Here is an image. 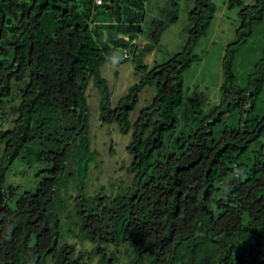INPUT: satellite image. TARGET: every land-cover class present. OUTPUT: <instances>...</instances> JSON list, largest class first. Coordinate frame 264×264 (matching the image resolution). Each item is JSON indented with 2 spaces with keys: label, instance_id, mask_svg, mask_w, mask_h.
<instances>
[{
  "label": "trees",
  "instance_id": "obj_1",
  "mask_svg": "<svg viewBox=\"0 0 264 264\" xmlns=\"http://www.w3.org/2000/svg\"><path fill=\"white\" fill-rule=\"evenodd\" d=\"M149 1L0 0V264H264V30L247 74L237 61L264 19V0H227L239 9V27L208 114L196 95L186 98L183 76L202 61L195 50L215 4L193 0L181 52L148 68L145 57L180 12L174 0ZM114 53L140 80L112 107L100 70ZM91 82L99 122L131 136V184L111 194L87 186L102 168L89 124ZM147 87L155 96L131 123ZM187 100L192 128L178 134ZM16 160L45 166L37 185L6 182Z\"/></svg>",
  "mask_w": 264,
  "mask_h": 264
},
{
  "label": "rangeland",
  "instance_id": "obj_2",
  "mask_svg": "<svg viewBox=\"0 0 264 264\" xmlns=\"http://www.w3.org/2000/svg\"><path fill=\"white\" fill-rule=\"evenodd\" d=\"M168 0H150L148 8H156ZM180 6L178 21L175 25L166 30L155 51L146 56L144 65L152 68L155 64L167 62L170 58L181 52L184 42L187 39L189 28L188 12L192 8L193 0H174ZM216 6L214 19L207 29L206 36L200 41L196 48V54L202 57V61L194 64L190 70L184 74V89L186 98L196 95L199 98L203 114H208L219 104L220 87L223 82L222 59L228 45L236 41V31L239 27L237 14L239 9H228L227 0H212ZM244 7H252L256 0H243ZM264 30V19L257 27L252 45L242 54L237 61L245 62L247 74L253 64L260 57L263 41L259 31ZM145 42V34L139 38L138 43ZM243 65V64H242ZM100 76L107 82L110 92V105L116 106L123 99L129 89L140 80V74L135 72L131 61L122 64L107 63L100 70ZM155 92L152 88H145L140 95L139 102L135 110L130 115L133 123L141 110L146 108L153 100ZM88 105L90 109V130L92 134V147L99 153L102 168L94 172L93 181L87 185L90 194H94L99 189L111 194L112 187L117 189L120 185H130L131 177L125 174V169L130 165L131 157L127 154L126 148L130 142V134L121 136L115 125H103L99 122V91L89 85ZM192 114L188 100L183 105L180 115L177 133L188 134L192 128ZM2 126L0 122V131ZM5 167L0 151V170ZM45 168L41 164H31L28 166L24 161L16 160L5 170L6 182L14 187H26L37 185L42 174L39 173ZM39 173V174H38ZM80 246V245H79ZM82 247L92 248V245L84 243ZM94 260L91 264H96Z\"/></svg>",
  "mask_w": 264,
  "mask_h": 264
},
{
  "label": "clouds",
  "instance_id": "obj_3",
  "mask_svg": "<svg viewBox=\"0 0 264 264\" xmlns=\"http://www.w3.org/2000/svg\"><path fill=\"white\" fill-rule=\"evenodd\" d=\"M107 60L113 64L119 63V56L117 54H112L107 57Z\"/></svg>",
  "mask_w": 264,
  "mask_h": 264
},
{
  "label": "built area",
  "instance_id": "obj_4",
  "mask_svg": "<svg viewBox=\"0 0 264 264\" xmlns=\"http://www.w3.org/2000/svg\"><path fill=\"white\" fill-rule=\"evenodd\" d=\"M101 0H96L97 3H100Z\"/></svg>",
  "mask_w": 264,
  "mask_h": 264
},
{
  "label": "water",
  "instance_id": "obj_5",
  "mask_svg": "<svg viewBox=\"0 0 264 264\" xmlns=\"http://www.w3.org/2000/svg\"><path fill=\"white\" fill-rule=\"evenodd\" d=\"M7 23L9 24V23H10V21H7Z\"/></svg>",
  "mask_w": 264,
  "mask_h": 264
}]
</instances>
